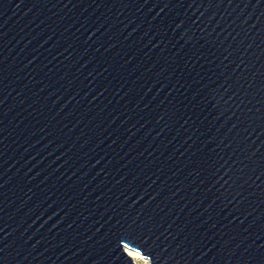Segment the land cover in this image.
Segmentation results:
<instances>
[{"label":"water","instance_id":"95a60500","mask_svg":"<svg viewBox=\"0 0 264 264\" xmlns=\"http://www.w3.org/2000/svg\"><path fill=\"white\" fill-rule=\"evenodd\" d=\"M264 264V0H0V264Z\"/></svg>","mask_w":264,"mask_h":264},{"label":"bare ground","instance_id":"6f19581e","mask_svg":"<svg viewBox=\"0 0 264 264\" xmlns=\"http://www.w3.org/2000/svg\"><path fill=\"white\" fill-rule=\"evenodd\" d=\"M125 252L133 262L137 263L140 260L139 255L135 251L126 249Z\"/></svg>","mask_w":264,"mask_h":264},{"label":"rangeland","instance_id":"374dc122","mask_svg":"<svg viewBox=\"0 0 264 264\" xmlns=\"http://www.w3.org/2000/svg\"><path fill=\"white\" fill-rule=\"evenodd\" d=\"M136 253L139 255L140 260L137 263L134 262L135 264H149V262L146 259H144L141 254H139L138 252Z\"/></svg>","mask_w":264,"mask_h":264}]
</instances>
